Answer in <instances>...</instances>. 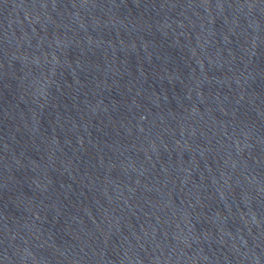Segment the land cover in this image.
Wrapping results in <instances>:
<instances>
[{
    "label": "water",
    "instance_id": "1",
    "mask_svg": "<svg viewBox=\"0 0 264 264\" xmlns=\"http://www.w3.org/2000/svg\"><path fill=\"white\" fill-rule=\"evenodd\" d=\"M0 264H264V0H0Z\"/></svg>",
    "mask_w": 264,
    "mask_h": 264
}]
</instances>
